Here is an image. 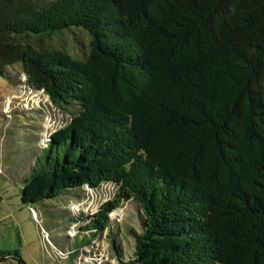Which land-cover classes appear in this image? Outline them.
Instances as JSON below:
<instances>
[{"label":"trees","instance_id":"16d2710c","mask_svg":"<svg viewBox=\"0 0 264 264\" xmlns=\"http://www.w3.org/2000/svg\"><path fill=\"white\" fill-rule=\"evenodd\" d=\"M74 28L82 58L49 40ZM17 65L77 106L21 202L36 215L64 190L118 186L60 257L132 199L144 224L126 264H264V0H0V74ZM11 259L26 264L0 250Z\"/></svg>","mask_w":264,"mask_h":264},{"label":"rangeland","instance_id":"374dc122","mask_svg":"<svg viewBox=\"0 0 264 264\" xmlns=\"http://www.w3.org/2000/svg\"><path fill=\"white\" fill-rule=\"evenodd\" d=\"M49 40L75 58H82L90 46L88 35L75 28ZM75 106L62 111L42 89L29 86L18 65L7 66L0 74V250L18 251L26 264H126L135 245L130 230L139 233L144 224L143 212L132 199L108 213L106 228L80 249L78 257L62 258L57 253L78 248L76 235L87 236L90 216L112 199L116 184L83 186L67 195L64 190L55 199L32 204L36 215L21 202L24 179L41 167L36 156L44 153L53 132L69 124ZM0 262L17 264L15 259Z\"/></svg>","mask_w":264,"mask_h":264},{"label":"crops","instance_id":"0c3cea01","mask_svg":"<svg viewBox=\"0 0 264 264\" xmlns=\"http://www.w3.org/2000/svg\"><path fill=\"white\" fill-rule=\"evenodd\" d=\"M33 214L35 215V212H33ZM35 217V216H34Z\"/></svg>","mask_w":264,"mask_h":264}]
</instances>
